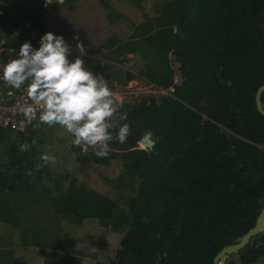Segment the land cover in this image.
<instances>
[{"label": "trees", "instance_id": "1", "mask_svg": "<svg viewBox=\"0 0 264 264\" xmlns=\"http://www.w3.org/2000/svg\"><path fill=\"white\" fill-rule=\"evenodd\" d=\"M79 1L64 0V6L72 9ZM149 1L152 13L143 6ZM8 2L1 16L6 35L26 23L36 25L43 0ZM131 2L142 11L141 23L128 39L111 33L101 45L120 64L139 57L141 75L168 93L124 101L121 111L131 126L126 143L110 142L107 158L90 150L77 159L98 166L120 161L117 182L132 194L120 202L69 174L37 170L39 153L33 145L25 148L41 129L36 123L23 131L0 130V240L21 248L29 261L212 264L222 248L255 225L264 206V116L255 104L264 85V0ZM91 8L89 16L97 4ZM107 19L111 25L120 21ZM178 31L186 41L172 40ZM85 65L104 75L110 88L113 81L124 85L133 79L129 72L121 78L108 66ZM148 132L154 147L140 149ZM45 209L50 225L42 219L47 214H37ZM26 210L34 213L29 217ZM33 218L52 231H37ZM224 264H264V234Z\"/></svg>", "mask_w": 264, "mask_h": 264}, {"label": "clouds", "instance_id": "2", "mask_svg": "<svg viewBox=\"0 0 264 264\" xmlns=\"http://www.w3.org/2000/svg\"><path fill=\"white\" fill-rule=\"evenodd\" d=\"M78 55L70 59L72 46L63 35L46 32L35 48L29 41L20 45L17 58L0 68V80L8 87L26 93V105L21 108L27 120L53 127L59 125L72 137L71 143L83 154L89 149L99 158H107L110 142L126 143L131 126L123 99H116L108 80L102 74L88 70L82 57L88 51L78 36ZM37 114L38 117H37ZM35 143V141H33ZM37 170L55 163L56 157L41 154ZM28 174H31L30 172Z\"/></svg>", "mask_w": 264, "mask_h": 264}, {"label": "rangeland", "instance_id": "3", "mask_svg": "<svg viewBox=\"0 0 264 264\" xmlns=\"http://www.w3.org/2000/svg\"><path fill=\"white\" fill-rule=\"evenodd\" d=\"M91 1L92 0H80L72 9L64 6V3L60 6L56 5L59 3L54 2L49 6V9L46 10L43 8L40 16L41 18L38 24L36 23L40 28L37 29L35 25H31L28 28L23 27L17 34H12L10 38H5L2 33H0V39L9 41L13 38H20L21 40L29 42L33 40L36 43L34 44L36 45L35 48H38L40 37L50 31L57 35H63L68 44L72 46V54H78L75 49L76 41L72 39L74 35L78 36L88 51V54L82 57L85 63L92 62L100 64L101 66H108L113 72L119 71L118 76L121 78L126 72L132 74L133 79L127 81L124 85L116 81L112 82L113 87L111 89L113 92H123L129 84L132 86L134 95H131V97L127 99L123 98V101L134 103L141 98L155 95L154 90L160 87L148 82L141 75L140 69L143 62L139 57L131 55L129 61L120 64L115 61L101 45V41L105 36L111 33H115L114 35L121 40L128 39L135 26L141 23L142 11L139 10L131 0L128 2L126 0H93L97 4L98 11H92L89 16V12H91L90 9H92L91 5L93 4ZM105 3L109 5L108 8L103 6ZM143 6L144 9L146 8L145 10L148 12L151 11L152 13V3H150V1L144 3ZM107 16L111 17L113 20L120 18V21L111 25L108 23ZM15 48L19 50L18 46H15ZM143 82L149 84L147 86L150 88L144 87L142 85ZM36 126H38V128L41 127V129L35 130L32 134L33 138L31 144H25V148L27 147L29 149L33 145L36 152L39 153L36 154L39 160L41 154L44 153L56 157L55 163L44 165L47 172L58 176L69 174L78 179L80 183L86 184L113 200H120V202L124 201V195L132 194V191L126 189L121 183L117 182V178L122 172V164L120 161L115 160L109 166H98L95 164L83 165L77 159L79 153L75 149V145L71 143L73 137L65 129L59 125L48 127L36 123ZM33 141H35V143H33ZM139 148L145 149L144 145L141 143L139 144ZM40 162L43 164V161L40 160ZM32 211L26 210L24 213L29 214ZM32 213L29 214V217ZM37 214H47L42 217V219L45 220V218H48L49 212L45 209L38 211ZM39 218H41V216ZM42 219L37 220L33 218L34 221L37 220V222L33 224V228L37 231H40L41 223L39 222H41ZM50 224L51 220L48 218L47 225ZM45 230H49L48 226H46L44 230L41 228L42 232H47ZM49 231L51 232L52 230L50 229ZM7 241L9 240H6V243H2L0 240V264H18L17 261L12 262L11 255H9L7 249H2L4 245L8 243ZM93 260L95 259H87L89 263Z\"/></svg>", "mask_w": 264, "mask_h": 264}, {"label": "built area", "instance_id": "4", "mask_svg": "<svg viewBox=\"0 0 264 264\" xmlns=\"http://www.w3.org/2000/svg\"><path fill=\"white\" fill-rule=\"evenodd\" d=\"M6 0H0V17L3 15V8L5 6ZM57 2L59 4L64 3V0H43V8L49 9V6ZM25 27H30V23H26ZM19 50L15 46L11 45L6 39H0V68L3 67L10 59L17 56L16 52ZM78 54H72L70 59H74ZM144 87H148L146 82L142 84ZM157 88V87H154ZM155 95H167V91L161 88L154 90ZM116 94V99H127L134 95V90L129 84L125 91L114 92ZM26 93L23 87L19 90L8 87L2 80H0V130L7 131H23L28 126L33 123H38V118L35 121H29L26 119L24 114L21 112V108L27 106L26 103ZM39 114H37L38 117ZM75 149L79 154H83L81 149L75 146ZM91 149H89L90 151Z\"/></svg>", "mask_w": 264, "mask_h": 264}, {"label": "water", "instance_id": "5", "mask_svg": "<svg viewBox=\"0 0 264 264\" xmlns=\"http://www.w3.org/2000/svg\"><path fill=\"white\" fill-rule=\"evenodd\" d=\"M261 27L264 28V24H261ZM172 40L174 42H184L187 40V35L183 34L181 31L175 32L172 35ZM172 60V68L176 74V81L180 84L182 81V76L180 72V63L175 59V55L171 57ZM264 92V85L260 86L255 94V104L257 111L264 116V104L261 101V94ZM141 144L148 150H152L154 147V141L151 138V134L148 132L141 139ZM264 234V206L261 209L255 225L250 228L243 236H241L237 243L226 246L222 248L213 258L212 264H224V259L232 254L237 253L239 250L244 248L249 240L258 235Z\"/></svg>", "mask_w": 264, "mask_h": 264}, {"label": "crops", "instance_id": "6", "mask_svg": "<svg viewBox=\"0 0 264 264\" xmlns=\"http://www.w3.org/2000/svg\"><path fill=\"white\" fill-rule=\"evenodd\" d=\"M92 3H95V1H91ZM78 3V2H77ZM56 5H60L61 4H56ZM9 7V2L8 0L5 1V6L3 9H7ZM43 10V9H42ZM6 11V10H5ZM10 15H13V13L10 11ZM9 15V16H10ZM4 17V16H3ZM0 17V33H2V35L5 37V38H10L13 35L17 34V32L19 31H13V33L11 35H6V31H5V24H6V18L4 17ZM41 18V17H40ZM39 18V20H40ZM2 19V20H1ZM38 20V21H39ZM38 21H37V24H38ZM91 22V21H90ZM35 25V27L40 28V26L38 27V25ZM20 39V38H18ZM18 39H10L8 42L11 44V45H14V46H18L20 47L21 44H23L25 41L24 40H18ZM31 44L34 45L36 44L33 40H30ZM33 47H36V45H34ZM17 58V56H15L13 59ZM14 241V240H13ZM8 243L4 245V247L2 249H7V251H9V255H11V259H13V261H17L18 264H43V259L41 257H36L35 258V261L32 260V261H29L28 259H26L22 253V250L21 248H18L16 247L15 245H11V242L10 241H7ZM2 243H6V240H3ZM6 246V247H5Z\"/></svg>", "mask_w": 264, "mask_h": 264}, {"label": "flooded vegetation", "instance_id": "7", "mask_svg": "<svg viewBox=\"0 0 264 264\" xmlns=\"http://www.w3.org/2000/svg\"><path fill=\"white\" fill-rule=\"evenodd\" d=\"M264 104V103H263Z\"/></svg>", "mask_w": 264, "mask_h": 264}]
</instances>
